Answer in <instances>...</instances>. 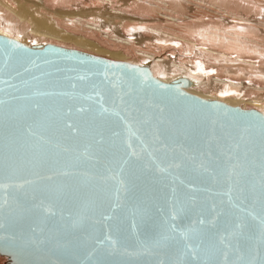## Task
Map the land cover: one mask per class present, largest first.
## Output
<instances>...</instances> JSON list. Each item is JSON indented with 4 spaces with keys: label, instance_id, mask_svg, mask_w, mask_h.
<instances>
[{
    "label": "water",
    "instance_id": "water-1",
    "mask_svg": "<svg viewBox=\"0 0 264 264\" xmlns=\"http://www.w3.org/2000/svg\"><path fill=\"white\" fill-rule=\"evenodd\" d=\"M192 84L0 35L8 264H264V113Z\"/></svg>",
    "mask_w": 264,
    "mask_h": 264
},
{
    "label": "bare ground",
    "instance_id": "bare-ground-1",
    "mask_svg": "<svg viewBox=\"0 0 264 264\" xmlns=\"http://www.w3.org/2000/svg\"><path fill=\"white\" fill-rule=\"evenodd\" d=\"M0 35L185 77L194 95L264 113V0H0Z\"/></svg>",
    "mask_w": 264,
    "mask_h": 264
},
{
    "label": "snow or ice",
    "instance_id": "snow-or-ice-1",
    "mask_svg": "<svg viewBox=\"0 0 264 264\" xmlns=\"http://www.w3.org/2000/svg\"><path fill=\"white\" fill-rule=\"evenodd\" d=\"M12 250L13 253L16 255L18 264H27V250L23 248V246H13Z\"/></svg>",
    "mask_w": 264,
    "mask_h": 264
},
{
    "label": "rangeland",
    "instance_id": "rangeland-1",
    "mask_svg": "<svg viewBox=\"0 0 264 264\" xmlns=\"http://www.w3.org/2000/svg\"><path fill=\"white\" fill-rule=\"evenodd\" d=\"M232 20H230L229 22H231ZM233 22V21H232ZM8 258H5V259H1L0 260V264H8Z\"/></svg>",
    "mask_w": 264,
    "mask_h": 264
}]
</instances>
